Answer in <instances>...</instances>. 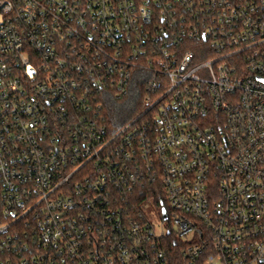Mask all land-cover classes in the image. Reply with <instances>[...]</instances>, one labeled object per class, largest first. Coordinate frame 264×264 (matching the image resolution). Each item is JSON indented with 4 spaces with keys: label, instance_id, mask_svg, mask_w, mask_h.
<instances>
[{
    "label": "built area",
    "instance_id": "obj_1",
    "mask_svg": "<svg viewBox=\"0 0 264 264\" xmlns=\"http://www.w3.org/2000/svg\"><path fill=\"white\" fill-rule=\"evenodd\" d=\"M0 264H264V0H0Z\"/></svg>",
    "mask_w": 264,
    "mask_h": 264
},
{
    "label": "trees",
    "instance_id": "obj_2",
    "mask_svg": "<svg viewBox=\"0 0 264 264\" xmlns=\"http://www.w3.org/2000/svg\"><path fill=\"white\" fill-rule=\"evenodd\" d=\"M111 110L112 117L117 119L119 123H124L137 111V108L132 102L126 101L122 106H119V104L112 106ZM141 199H146L144 194H142ZM150 199H153V197L150 196Z\"/></svg>",
    "mask_w": 264,
    "mask_h": 264
},
{
    "label": "rangeland",
    "instance_id": "obj_3",
    "mask_svg": "<svg viewBox=\"0 0 264 264\" xmlns=\"http://www.w3.org/2000/svg\"><path fill=\"white\" fill-rule=\"evenodd\" d=\"M147 211L150 215H154L155 217H158V210L153 206V201L149 202Z\"/></svg>",
    "mask_w": 264,
    "mask_h": 264
},
{
    "label": "water",
    "instance_id": "obj_4",
    "mask_svg": "<svg viewBox=\"0 0 264 264\" xmlns=\"http://www.w3.org/2000/svg\"><path fill=\"white\" fill-rule=\"evenodd\" d=\"M162 212H163V219H165L164 210H162Z\"/></svg>",
    "mask_w": 264,
    "mask_h": 264
}]
</instances>
